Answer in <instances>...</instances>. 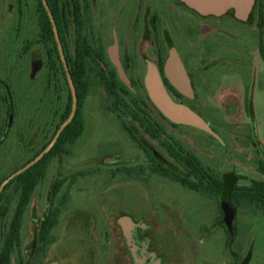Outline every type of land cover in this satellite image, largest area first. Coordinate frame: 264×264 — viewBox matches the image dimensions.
<instances>
[{"label":"rangeland","instance_id":"rangeland-1","mask_svg":"<svg viewBox=\"0 0 264 264\" xmlns=\"http://www.w3.org/2000/svg\"><path fill=\"white\" fill-rule=\"evenodd\" d=\"M45 2L57 4L73 54L72 0H0V181L48 143L70 103L57 56L55 67L48 60L53 44L46 48L39 33ZM251 2L245 11L229 7L219 15H203L187 0L82 3L84 33L93 47H103L122 85L210 174L230 178L233 192L264 180L257 169L264 162V60L256 27L261 8ZM183 24L206 35L207 49L179 36ZM158 50L163 59L175 51L191 87L194 81L192 95L170 84L173 98L161 84ZM96 69L91 64L87 70L84 131L70 154L53 158L38 181L9 264H264V204L234 197L226 226L220 196L155 172L152 159L186 176L128 109L112 111ZM154 83L164 100L187 107L204 127L166 118L151 98ZM6 194L0 253L17 200L15 190ZM49 212L53 225L39 241Z\"/></svg>","mask_w":264,"mask_h":264},{"label":"trees","instance_id":"trees-1","mask_svg":"<svg viewBox=\"0 0 264 264\" xmlns=\"http://www.w3.org/2000/svg\"><path fill=\"white\" fill-rule=\"evenodd\" d=\"M45 4L52 15L53 22L48 16L44 4H42L40 8L41 15L39 16V33L41 41L45 44L46 48L48 45L53 44V47L47 50L48 60L51 66L55 67L54 54L57 56L62 66L56 42V36L58 37L64 53L68 72L76 92V110L73 113V117L69 119L70 114L72 113V98L70 93V103L67 105L64 113L62 114L61 122L55 128L48 143L44 145L29 161L17 169L11 176H7L0 181V204L3 202V199L6 198V193L10 190H15L17 193L15 213L8 229L4 250L0 253V264H9L12 248L19 246V230L21 228L24 215L27 211V207L36 185L38 181L43 178L50 161L53 158L60 159L63 156H68L73 145L84 131V118L81 112V107L88 91L87 70L91 67V64L97 67L96 74L104 88L106 96L111 101L112 111L118 115L120 107L128 109L130 117L136 124H138L143 133L152 139L159 140L161 146L166 150L168 155L183 165L186 176L183 177L174 175L172 172L163 168L152 159V168L155 172L163 176H173L181 183V185L191 190L204 191L205 194L212 197L220 196V207L222 212L223 207L226 204H229L234 197L243 198L262 205L264 204V180H251L250 186L233 192L232 190H234V188H232V181L230 178L222 179L217 175L210 174L202 162L191 151L185 149L182 145L168 137V135L162 130L159 122L151 116L150 112L141 105L137 98L132 97L130 92L119 81L116 72L109 67L103 47L101 45L93 47L89 43L84 33L83 9L79 0H74L71 8V14L73 17L72 32L74 36L73 54L69 52L68 45L63 34V23L65 22H63L59 16L57 4L53 2H45ZM257 4L258 7L261 8L258 12L256 22L260 38L259 52L264 60V5L262 0H257ZM163 61L164 59L160 55L158 59V68L162 77H164ZM63 74L65 75L64 70ZM165 82L169 89L175 92L166 80ZM124 96L129 98L128 101L124 98ZM159 115L162 120L165 122L168 121L164 116H162V114ZM168 123L170 122L168 121ZM61 127L62 129L60 130L59 135L55 137L57 131ZM125 128L132 139H135L132 131L126 126ZM257 169L258 172L264 176V162L262 160L258 161ZM58 186L56 185L55 188ZM1 210L2 208H0V215L3 214ZM53 221V213L49 212L39 231V241L46 240L49 229L53 225Z\"/></svg>","mask_w":264,"mask_h":264},{"label":"water","instance_id":"water-1","mask_svg":"<svg viewBox=\"0 0 264 264\" xmlns=\"http://www.w3.org/2000/svg\"><path fill=\"white\" fill-rule=\"evenodd\" d=\"M187 2L188 4H190V6H192L194 9H196L199 13L203 15H219L224 13L229 7H235L238 11H245L247 10V6H250V4L252 3L251 0H187ZM44 6L48 16L53 22L52 15L45 3ZM56 42L60 60L66 76V81L69 86L72 98V113L70 114L69 118L71 119L73 117L74 111L76 110V92L70 74L68 72L61 44L57 36ZM164 74L171 83V85L176 88L180 93L185 96L193 94L189 79L174 50L170 51L169 56L165 60ZM154 85L155 88L153 91L161 89V86H157V84L155 83ZM151 98L153 102L158 106L160 111L164 114V116L168 118L171 122L187 123L193 126L204 127V123L195 115H193L187 107H184L182 105L177 106L173 103H169L168 101L164 100V98L156 91L154 94L151 95ZM61 129L62 127L57 131L55 137L59 135ZM232 217L233 216L229 208V204H226L223 207V220L226 226H229L231 224Z\"/></svg>","mask_w":264,"mask_h":264},{"label":"flooded vegetation","instance_id":"flooded-vegetation-1","mask_svg":"<svg viewBox=\"0 0 264 264\" xmlns=\"http://www.w3.org/2000/svg\"><path fill=\"white\" fill-rule=\"evenodd\" d=\"M80 1V3H81V7H82V3H83V1H87V0H79ZM74 3V0H72V4ZM71 4V8H72V5ZM198 26V25H197ZM180 37H182L183 39L184 38H186V39H192L193 41H192V43L193 44H198L197 46L198 47H200V48H203V49H207V45H206V43H207V38H205L206 37V35L205 34H202V33H200V30H198V29H195V28H192V27H190V26H188V25H186V24H183L182 26H181V31H180V35H179ZM199 48V49H200ZM157 55H158V59H159V56L161 55V53H160V50H158L157 52ZM218 58V57H217ZM216 59V58H215ZM165 60L166 59H164V61H163V75H164V78L162 77V75H161V73H160V71H159V68H158V73H159V76H160V78H161V84L168 90V91H170V93L172 92L170 89H169V87L166 85V82H165V80L168 82V84L170 85L171 83L169 82V80L166 78V76H165V74H164V63H165ZM217 60V59H216ZM157 62H158V60H157ZM194 81H192V88L194 89ZM195 90V89H194ZM198 94V93H197ZM171 95H172V93H171ZM173 96V98H175V96L174 95H172ZM178 97V96H177ZM246 100V99H245ZM184 101V100H183ZM183 103V102H182Z\"/></svg>","mask_w":264,"mask_h":264},{"label":"crops","instance_id":"crops-1","mask_svg":"<svg viewBox=\"0 0 264 264\" xmlns=\"http://www.w3.org/2000/svg\"><path fill=\"white\" fill-rule=\"evenodd\" d=\"M207 43H208V41H207ZM207 43H206V45H207Z\"/></svg>","mask_w":264,"mask_h":264}]
</instances>
